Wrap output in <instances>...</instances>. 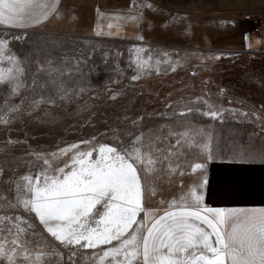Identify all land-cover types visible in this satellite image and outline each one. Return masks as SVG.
Instances as JSON below:
<instances>
[{
    "label": "rangeland",
    "instance_id": "rangeland-1",
    "mask_svg": "<svg viewBox=\"0 0 264 264\" xmlns=\"http://www.w3.org/2000/svg\"><path fill=\"white\" fill-rule=\"evenodd\" d=\"M155 9L160 21H174L175 17L178 27H161L166 39L158 42L67 35L44 29H27L26 40H12L10 37L22 33L0 26V39L9 40L7 54L15 55L24 69L16 95H9V85L0 84V111L6 110L5 100L22 109V115L9 126L0 125V149H4L0 161L24 174L30 170L29 159L34 165H42L35 157H24L26 152L50 156L66 144L92 137L96 142H111L112 128L132 130L131 119L138 116L143 117L141 130H159L162 138L168 136V127L175 129L186 122L196 130L203 129L196 142H206L210 133V146L217 156L264 148V33L255 32V24L264 23V0H157L152 11ZM250 13L255 20H245ZM170 31L195 43L170 41ZM149 56L152 64L157 59H167L168 63H161L158 72L155 67L146 69L132 80L137 75L135 61L148 60ZM0 66L8 64L5 61ZM61 83L79 94L64 102L57 96L55 106L41 102L38 108L27 111L41 95L55 96ZM114 93L115 100L109 99ZM208 105L224 110L223 122L201 114ZM188 107L194 111L180 116ZM197 108L201 112H196ZM9 137L20 143L5 148ZM198 152L193 148L186 154ZM12 157L24 159L13 161ZM63 159L57 157L54 166H60ZM208 165L219 190L226 193L221 202L241 207L264 201V165L219 159ZM226 180L234 181L239 190L233 193L223 189ZM5 188L0 184V193ZM12 214L0 202V215ZM36 232L34 239L47 243L43 251L48 255L40 264H71L65 254L69 248L57 246L39 226ZM0 264L7 261L0 258Z\"/></svg>",
    "mask_w": 264,
    "mask_h": 264
},
{
    "label": "snow or ice",
    "instance_id": "snow-or-ice-1",
    "mask_svg": "<svg viewBox=\"0 0 264 264\" xmlns=\"http://www.w3.org/2000/svg\"><path fill=\"white\" fill-rule=\"evenodd\" d=\"M58 14V0H0V26L22 33L12 40H26L29 27ZM8 44V39H0V64H8L0 66V84L9 85V95H16L24 69L15 55L7 54ZM150 61L151 56L137 59V75L131 79L137 80L142 71L153 67L158 72L161 63H168L167 59ZM55 91V96L34 99L27 111L41 102L55 106L57 96L64 102L79 94L63 83ZM116 95L109 99L115 100ZM5 108L0 111V125L9 126L22 109L7 100ZM193 111L188 107L179 115ZM223 111L208 105L201 114L223 122ZM142 121V116L131 119L132 130L112 128L111 142H96L92 137L66 144L50 156L26 152L24 157H35L42 165L29 159L30 170L24 174L0 161V184L6 185L0 202L13 212L0 215V258L7 264H40L48 253L43 251L46 241L34 239L39 226L61 246L99 250V255L93 253L96 264H264V206H210L206 199L212 188L209 162L264 165V148L217 156L210 146V133L206 142H196L203 129L186 122L175 129L168 127V136L162 138L159 130H141ZM15 143L20 141L9 137L5 148ZM193 148L199 149L195 155L200 162L187 167L195 179L179 197L160 199L153 206L150 201L159 194L158 182L177 172L182 176L186 152ZM59 156L64 159L54 166ZM223 189L235 193L239 185L226 180Z\"/></svg>",
    "mask_w": 264,
    "mask_h": 264
},
{
    "label": "crops",
    "instance_id": "crops-1",
    "mask_svg": "<svg viewBox=\"0 0 264 264\" xmlns=\"http://www.w3.org/2000/svg\"><path fill=\"white\" fill-rule=\"evenodd\" d=\"M148 4H151L152 7H147L146 5ZM156 5L157 0H58V15L51 16L42 23L31 26L28 29H44L49 32L67 35L92 34L99 38H118L136 42H158L166 39L162 37L164 34L160 33L161 27L170 30H176L178 27L174 21H160L157 9L152 11ZM130 16L138 17V19H128ZM188 26L197 30L200 29L193 27V25ZM97 32L101 34L97 35ZM169 33L168 39L170 41H179L190 45L195 43L190 42L186 37L176 36L173 31ZM186 155L187 160L184 161V174L182 176L177 172L169 178L161 179L158 182L157 191L159 194L150 201L153 206L160 199L171 200L173 197H179L182 190H186L187 186L195 179V174L191 172L187 165L191 162H200V160L195 154L187 153ZM208 175L212 182L211 194L206 197L209 205L240 207L231 203L221 202L220 198H224L226 193L219 190L218 180H214L209 172ZM181 181H183V185ZM261 206H264V201L241 207ZM54 242L57 246L59 245L58 241L54 240ZM64 248L67 249L68 247ZM69 249L66 250L65 254L71 264H96L93 253L95 252L99 255V250L84 249L78 246ZM73 251H75V255H73Z\"/></svg>",
    "mask_w": 264,
    "mask_h": 264
},
{
    "label": "built area",
    "instance_id": "built-area-1",
    "mask_svg": "<svg viewBox=\"0 0 264 264\" xmlns=\"http://www.w3.org/2000/svg\"><path fill=\"white\" fill-rule=\"evenodd\" d=\"M245 20L250 21V20H255L256 17L250 13L244 16ZM255 32L257 33H264V23H260V24H255Z\"/></svg>",
    "mask_w": 264,
    "mask_h": 264
}]
</instances>
